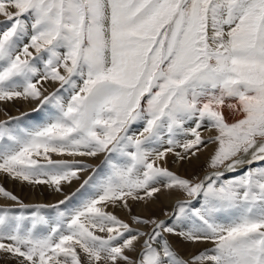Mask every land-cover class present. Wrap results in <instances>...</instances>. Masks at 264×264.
Returning a JSON list of instances; mask_svg holds the SVG:
<instances>
[{"label": "snow or ice", "instance_id": "snow-or-ice-1", "mask_svg": "<svg viewBox=\"0 0 264 264\" xmlns=\"http://www.w3.org/2000/svg\"><path fill=\"white\" fill-rule=\"evenodd\" d=\"M0 16V103L36 105L0 119V174L63 196L29 205L0 185V254L264 264V0H0ZM209 145L203 176L167 166ZM164 195L166 219L109 210ZM169 236L210 247L186 259Z\"/></svg>", "mask_w": 264, "mask_h": 264}, {"label": "bare ground", "instance_id": "bare-ground-1", "mask_svg": "<svg viewBox=\"0 0 264 264\" xmlns=\"http://www.w3.org/2000/svg\"><path fill=\"white\" fill-rule=\"evenodd\" d=\"M53 87L54 86H52V88ZM34 107H36V105L34 103L25 102V101H16L14 103H8V104L0 103V119H6L7 118L5 116V112L11 116H20L21 113H24L27 110L29 113V110L33 109ZM225 112H227V111L225 110ZM228 115L230 116V114H228ZM228 115H227V117H228ZM203 132H204V134H203L204 136L215 135L214 130L212 132L204 130ZM213 149H214V145H209V147L207 149L201 151L198 154V158H193L191 161L181 162V163H174V161L176 159L175 156L169 155L167 166L171 170H173L177 173L179 171H181L180 169H182L183 167H190L191 169H193V168L196 169L201 164V161L204 160L205 158H207V156H208V154H210V152L212 153ZM55 158H59V157H55ZM66 158L71 159L70 157H66ZM77 159H80V160L84 161L85 163L93 165L94 163H99L101 159L103 160V156H100L97 158L77 157ZM206 160H208V158ZM205 165H206V163H205ZM253 167H255V165H253ZM198 169H199V167H198ZM184 174H186V173H184ZM0 185H3L4 187L8 188L9 191L13 192L16 196H18L20 200H22L25 204H29V205L56 203L58 200L63 198V196L61 194L56 193L53 189H51L47 186H31V185H28L26 183H21L19 181L12 180L3 174H0ZM78 186H79V183L76 182L71 187H65L64 191L66 193H70L72 191H75V189ZM175 198L176 197H174V196L164 195V196H161L160 200H158L156 202H149L148 204L133 202L131 205V207H132L131 213H129L126 209L119 208V207L111 208L109 210L130 224H131V216L132 215H140V216H144V217H152V218L156 217L158 219H166L164 213L166 211H168V212L171 211L172 204H173ZM12 203H14V202L7 201V200L0 198V205H9ZM142 230L148 231V228H143ZM168 239L173 242V244L177 248V251L179 252V254L186 259L189 258L192 254H194V253H196V252H198V251H200L206 247H210V245H206V244H200V245L184 244V243L180 242L178 240V238L171 237V236H169ZM0 264H17V262L15 259L7 257L3 254H0Z\"/></svg>", "mask_w": 264, "mask_h": 264}, {"label": "rangeland", "instance_id": "rangeland-1", "mask_svg": "<svg viewBox=\"0 0 264 264\" xmlns=\"http://www.w3.org/2000/svg\"><path fill=\"white\" fill-rule=\"evenodd\" d=\"M6 21H5V18L3 17V16H1L0 17V24H3V23H5ZM55 87V86H54ZM52 90V87H49V91H51ZM234 103V101H226V105L228 104V103ZM32 110V109H31ZM31 110H29V113H31L30 111ZM225 110L227 111V112H225V116H226V118L229 120V121H232V120H234V119H236V118H238V116L237 115H235V114H233L232 112H230L231 110L230 109H228L227 107H225ZM25 112H28V110L27 111H25ZM24 112V113H25ZM228 114H230V116L228 115ZM227 115H228V117H227ZM230 118V119H229ZM233 118V119H232ZM29 122V118L28 117H25L24 118V123L25 124H27ZM204 130H202V134H204V132H203ZM206 131V130H205ZM205 137H207V136H205ZM214 148H215V145H214ZM178 151H179V149H177ZM214 150V149H213ZM213 150H212V152H213ZM212 153L210 152V154H208V156H207V158L209 159V156L211 155ZM207 158H205L204 160H202L201 161V164L198 166L199 167V169H198V167L195 169V168H193V169H191L190 167H183L182 169H180L181 171H179L178 173H179V175H182V176H186V177H188V178H190V177H193V176H203V174L206 172V171H209V169L207 168V161L208 160H206ZM102 160V159H101ZM100 160V162L99 163H94L93 164V166H95V167H100V166H102V161ZM206 160V161H205ZM204 161V162H203ZM205 163H206V165H205ZM205 165V166H204ZM204 166V167H203ZM189 170V171H188ZM197 170V171H196ZM202 170V171H201ZM184 171V172H183ZM202 173H201V172ZM204 172V173H203ZM177 173V174H178ZM183 173V174H182ZM184 173H186V174H184ZM195 173V174H194ZM193 175V176H192ZM6 188V187H5ZM7 190H9L8 188H6ZM166 212H168V211H166ZM153 218H156V217H153ZM150 230V227L148 228V231Z\"/></svg>", "mask_w": 264, "mask_h": 264}]
</instances>
